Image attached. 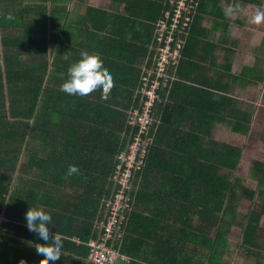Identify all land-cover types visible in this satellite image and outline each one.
Here are the masks:
<instances>
[{"label":"trees","instance_id":"16d2710c","mask_svg":"<svg viewBox=\"0 0 264 264\" xmlns=\"http://www.w3.org/2000/svg\"><path fill=\"white\" fill-rule=\"evenodd\" d=\"M157 1L145 23L135 20V32L118 33L103 54L113 80L107 98L97 93L78 101L60 90L71 63L47 61L49 45L63 50L55 12L45 3L0 0V214L7 219L2 228L14 235L0 234V264H42L31 246L36 233L28 231L24 216L38 206L53 222L51 239L63 245L61 264H88V243L97 237L105 202L120 187L119 156L137 133L130 114L141 107L142 79L168 9V0ZM138 2L127 8L130 14ZM220 4L198 0L176 80L162 93L166 101L156 105L144 166L134 173L125 235L116 245L129 264H223L234 226L245 229L241 248L264 256V208L240 213L244 195L255 197L240 177L244 149L212 134L224 122L223 107L234 101H220L222 87L208 75L211 31L199 13L219 16ZM69 169L76 175L69 177ZM253 169L264 194V163L255 162Z\"/></svg>","mask_w":264,"mask_h":264},{"label":"crops","instance_id":"0c3cea01","mask_svg":"<svg viewBox=\"0 0 264 264\" xmlns=\"http://www.w3.org/2000/svg\"><path fill=\"white\" fill-rule=\"evenodd\" d=\"M25 1L45 3L50 11L55 12L62 26L63 50H55L57 43L49 45L48 62L73 63L84 52L97 57L101 64L112 40L124 31L129 36L133 34V22L138 20L140 24L145 23V16L152 14L150 6L159 7L161 3H156V0H139L140 7H134L132 10L136 13L130 14L127 8L134 0ZM220 9L223 16H217L216 12L199 13L205 18L203 26L211 31L208 42L213 46L210 52L213 57L205 64L208 75L215 77V84L222 87L218 99L234 101V104L229 101L231 106L223 107L220 119L224 122L218 123L212 134L219 142L244 149L240 171L247 167L252 172L249 179L240 177L255 192L254 199L248 194L242 199L240 213L244 217L253 210L264 208L260 180L253 175L255 162L264 163V19L260 23L252 22V17L258 11H264V0H221ZM140 24L138 28H141ZM233 105L235 115L231 113ZM235 126L242 127V132H236ZM5 220L0 222V230L4 232L6 230L2 225L7 222ZM260 227L259 242L264 246V217ZM244 230L234 226L223 264H264V256L261 259L255 258L245 248H241ZM151 244L154 246L153 242Z\"/></svg>","mask_w":264,"mask_h":264},{"label":"built area","instance_id":"2783aa9c","mask_svg":"<svg viewBox=\"0 0 264 264\" xmlns=\"http://www.w3.org/2000/svg\"><path fill=\"white\" fill-rule=\"evenodd\" d=\"M197 7L198 0H168V9L158 22V44L152 66L142 79V104L139 110L130 114L129 125L137 129V133L128 149L119 156L121 164L115 180L120 187L105 202L107 211L96 224L97 237L88 243V264H129L131 261L116 245L122 242L125 235L124 224L127 212L131 210L134 173L144 166L149 145L147 134L155 119L156 105L166 101L162 93L170 81L176 80L175 68ZM5 221L0 214V222Z\"/></svg>","mask_w":264,"mask_h":264},{"label":"clouds","instance_id":"9594fccd","mask_svg":"<svg viewBox=\"0 0 264 264\" xmlns=\"http://www.w3.org/2000/svg\"><path fill=\"white\" fill-rule=\"evenodd\" d=\"M262 19L264 11H258L252 17V22L260 23ZM112 86V74L104 69L99 59L81 52L79 58L68 67L67 77L60 84V90L70 99L80 101L97 93L101 99H106ZM68 175L75 176L76 170L69 169ZM24 216L28 231L36 233L35 242L31 246L38 260L42 264H61L64 248L60 239L52 240L50 237L48 226L53 222L48 213L39 206L29 207ZM20 264H25V261L21 260Z\"/></svg>","mask_w":264,"mask_h":264},{"label":"rangeland","instance_id":"374dc122","mask_svg":"<svg viewBox=\"0 0 264 264\" xmlns=\"http://www.w3.org/2000/svg\"><path fill=\"white\" fill-rule=\"evenodd\" d=\"M251 172H252L251 169H247V167H243L242 170L240 171V176L245 178V179L246 178L249 179ZM249 185H250V183H249ZM235 238H236V236L234 237V240H236Z\"/></svg>","mask_w":264,"mask_h":264},{"label":"water","instance_id":"95a60500","mask_svg":"<svg viewBox=\"0 0 264 264\" xmlns=\"http://www.w3.org/2000/svg\"><path fill=\"white\" fill-rule=\"evenodd\" d=\"M0 233L1 234H6V235H10V236H14V235H12V234H10V233H6V232H4V231H1L0 230ZM19 239H22V240H24V241H28V242H31L32 243V241H30V240H27V239H24V238H21V237H18Z\"/></svg>","mask_w":264,"mask_h":264}]
</instances>
